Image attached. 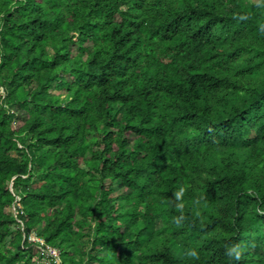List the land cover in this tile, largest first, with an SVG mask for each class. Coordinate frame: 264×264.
<instances>
[{
    "label": "trees",
    "instance_id": "1",
    "mask_svg": "<svg viewBox=\"0 0 264 264\" xmlns=\"http://www.w3.org/2000/svg\"><path fill=\"white\" fill-rule=\"evenodd\" d=\"M31 234L264 264V0H0V264H53Z\"/></svg>",
    "mask_w": 264,
    "mask_h": 264
},
{
    "label": "built area",
    "instance_id": "2",
    "mask_svg": "<svg viewBox=\"0 0 264 264\" xmlns=\"http://www.w3.org/2000/svg\"><path fill=\"white\" fill-rule=\"evenodd\" d=\"M19 201V197L15 196V203ZM13 211H15V204L12 205ZM21 213V211H20ZM28 240L31 243L37 244V247L40 248L43 253L45 254V257L43 261H49L52 262L53 264H59V251L49 245H46L40 237L36 236L35 234H31L28 237Z\"/></svg>",
    "mask_w": 264,
    "mask_h": 264
},
{
    "label": "clouds",
    "instance_id": "3",
    "mask_svg": "<svg viewBox=\"0 0 264 264\" xmlns=\"http://www.w3.org/2000/svg\"><path fill=\"white\" fill-rule=\"evenodd\" d=\"M182 194H183V189H181L179 192L176 193L177 198L182 196ZM187 254L192 257L198 256V253L195 250H189ZM227 255L231 258L232 261L238 262L241 260L242 250L239 245H234L227 249Z\"/></svg>",
    "mask_w": 264,
    "mask_h": 264
}]
</instances>
